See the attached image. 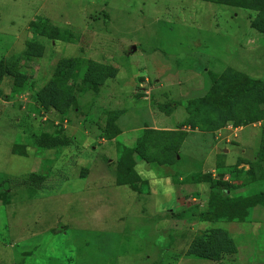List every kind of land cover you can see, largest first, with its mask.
Masks as SVG:
<instances>
[{
  "label": "rangeland",
  "instance_id": "obj_1",
  "mask_svg": "<svg viewBox=\"0 0 264 264\" xmlns=\"http://www.w3.org/2000/svg\"><path fill=\"white\" fill-rule=\"evenodd\" d=\"M0 264H264V0H0Z\"/></svg>",
  "mask_w": 264,
  "mask_h": 264
},
{
  "label": "trees",
  "instance_id": "obj_2",
  "mask_svg": "<svg viewBox=\"0 0 264 264\" xmlns=\"http://www.w3.org/2000/svg\"><path fill=\"white\" fill-rule=\"evenodd\" d=\"M59 34V30L56 27H48V31L46 32V36L50 40H56ZM174 106H166L165 113L170 115L172 113ZM30 142L32 145L39 149L51 150L60 147H73L74 141L65 136H53L47 137L44 135L32 134L30 136ZM106 161V159H103ZM116 182L120 186H126L133 190H139L145 183H141V185L135 180L133 175L129 173H117L116 171L112 173ZM40 178L36 174H30L29 176L22 178L20 181L12 183L16 187H31L34 185H40ZM215 188H221L229 190L230 185L223 182L215 183ZM252 199H257L254 197ZM230 206V200L224 195L212 193L208 198V202L205 206V209L202 213H200V217L209 222L216 220H224L229 221L230 218L227 209Z\"/></svg>",
  "mask_w": 264,
  "mask_h": 264
}]
</instances>
